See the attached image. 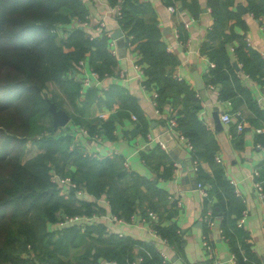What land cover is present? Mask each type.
I'll return each instance as SVG.
<instances>
[{"label": "crops", "instance_id": "0c3cea01", "mask_svg": "<svg viewBox=\"0 0 264 264\" xmlns=\"http://www.w3.org/2000/svg\"><path fill=\"white\" fill-rule=\"evenodd\" d=\"M82 1L91 22L96 24L103 20L104 29L111 34L118 28L125 33L111 14L112 6L106 0ZM143 1L152 7L166 50L177 58L171 77L178 86L160 91L162 82L146 85V75L134 65L140 57L138 51L121 37L115 40L116 54L109 50L116 58L117 74L98 72L99 77H93L91 85L84 86L81 67L73 71V78L80 85L79 91L82 90L75 102L55 81L47 82L46 95H56L55 112L67 117L65 123L57 125L56 131L69 130L82 154H95V160L112 159L114 173L125 174L119 178V186L126 187L136 196L135 211L143 213L155 209L158 214L155 225L161 229L174 228L180 242L173 244L160 234L158 238L152 236L140 219L131 220L117 213L121 210H116L107 189L94 193L84 182L78 183L71 178L77 189L55 182L59 198L77 206L85 202L90 205L91 212L90 215H70L71 219L63 225L60 222L54 225L56 231L75 226L85 233L90 228L88 242L70 250L69 262L82 264L81 254L89 250L92 264H143L138 258L145 255L147 248H153L165 253L167 264H213L203 249L202 238L205 236L214 247L215 259L221 264H232L229 242L219 233L227 209L219 208L216 191L210 183L217 167L223 169L234 193L236 190L244 199L243 202L235 193L241 200L240 207L248 212L243 229L247 232L250 250L262 260L264 209L253 189L251 171L254 168L264 171V0ZM78 20L72 19L65 27H60L62 39L77 27ZM186 22L188 26H185ZM242 42L244 46L240 48ZM214 50L218 53L214 54ZM208 52L216 58L224 56L223 67L217 69L219 74L213 72L216 65ZM89 55L90 52L83 58V66L91 75L94 64L89 61ZM244 60L250 62L244 65ZM193 70L200 74L204 84L202 89L195 87ZM218 76L222 79H217ZM223 90L227 91L228 98L222 97ZM155 92H159L157 106L153 104ZM128 98L133 101H125ZM184 110L192 111L205 131L195 143L185 136L191 141L192 150L174 131L165 135L169 117H174L177 122ZM102 112L104 118L99 117ZM223 112L234 116L228 123L221 122L222 127L217 129L214 115L219 118ZM240 119L244 128L239 133L236 124ZM82 128L87 129V133ZM257 128H261V132H256ZM175 129L179 130L177 126ZM160 133L165 135L163 146L158 137ZM257 143L262 148L257 147ZM35 146L36 152L27 157L24 154L23 160L41 151L37 144ZM176 157L185 162L186 169ZM194 160L198 171L193 176L188 168ZM68 168L75 170L76 166L70 164ZM198 172L207 197L196 187ZM57 175L54 173L51 179ZM208 211L213 213L211 227L204 221ZM233 211L231 208L230 218L235 215ZM66 215L62 214V219ZM113 215L122 217L114 220ZM115 239L129 242L126 254H112L111 250L115 249L112 240Z\"/></svg>", "mask_w": 264, "mask_h": 264}, {"label": "trees", "instance_id": "16d2710c", "mask_svg": "<svg viewBox=\"0 0 264 264\" xmlns=\"http://www.w3.org/2000/svg\"><path fill=\"white\" fill-rule=\"evenodd\" d=\"M106 1L111 6L121 5L118 23L125 34L132 36L130 44L139 53L138 63L146 75V85L162 82L160 91L178 86L171 77L177 58L166 50L151 5L143 0ZM86 13L82 0H0V264H34L36 261L70 264V250L88 242L90 228L81 233L75 226L60 231L54 227L62 220V214L90 215L91 212L90 205L85 202L77 206L59 198V188L51 179L54 173L84 182L94 193L107 189L116 210H121L117 213L123 217H131L137 209L136 196L119 186V178L125 174L114 173L112 159L95 160L84 156L69 130L57 132L54 128L50 105L57 103L56 95H46L47 82H57L75 102L81 91L73 71L88 52L95 71L107 75L118 73L105 32L89 39L84 28L77 26L65 39L60 36V27L75 18L83 20ZM242 46L243 42L239 47ZM220 49L225 53L224 47ZM213 53L218 52L214 50ZM208 54L216 65L213 72L218 73L217 69L223 67L224 56L216 58ZM249 62L244 60L243 64ZM183 89L186 91L185 86ZM222 97L228 98L227 91H222ZM176 124L192 142L205 134L192 111L184 110ZM43 131L46 133L42 134ZM29 138L41 151L23 160ZM70 164L76 169L68 168ZM197 179L202 181L199 172ZM210 183L216 191L219 208L227 209L221 230L237 264H264V258L255 257L250 250L247 232L237 226L243 208L221 167L215 169ZM231 208L235 215L230 218ZM155 228L171 243L179 244L174 228L161 229L158 225ZM126 241L112 240L115 242V249L111 250L114 256L126 254L129 249ZM81 257L82 264H92L89 250ZM142 259L143 264H161L159 252L153 248H147Z\"/></svg>", "mask_w": 264, "mask_h": 264}, {"label": "built area", "instance_id": "2783aa9c", "mask_svg": "<svg viewBox=\"0 0 264 264\" xmlns=\"http://www.w3.org/2000/svg\"><path fill=\"white\" fill-rule=\"evenodd\" d=\"M111 14L116 18V20L118 21L120 18H121V5L120 4H116L114 6H112L111 8ZM76 23V22H75ZM189 23L186 22L185 23V26H188ZM76 26H81L82 28H84L85 32H86V35L89 39H93L98 33H104L106 34V36L108 37V49L111 51L112 54H116L117 52V48H116V44H115V40L116 39H113L111 37V33L108 31V30H105L104 27H105V23L103 20L99 21L98 23L94 24L93 22H91V19H90V15L89 14H85V17L83 20H78L77 23H76ZM126 42L128 44H130V39L132 36H129L128 34H125L123 33V36H122ZM247 44L249 45V42H247ZM84 59H80L77 63V71L79 70V68L83 67V73H84V77H82V83L84 86H89L91 85V79L93 77H99V73L97 71H95L94 69H91L92 72H91V75H88L87 72L84 70ZM135 67L138 69V71L140 73H143V69H142V66L139 64V63H135L134 64ZM213 65V64H212ZM76 71V70H75ZM178 79H181L178 77ZM82 92V90H81ZM158 95V92H155L153 94V104L154 106H157V102H156V97ZM234 116L233 113H229V112H223L220 114V117L219 119L221 120L222 123H228L232 120V117ZM99 117L100 118H104L105 117V114L102 112L99 114ZM133 118L135 119L136 117L133 115ZM176 120L174 117H169L168 119V126L165 127V132H171V131H174L176 133V136H178V138L180 139H183L184 140V143L186 144V146L189 148V149H193V145L191 143V141L185 137V135L180 131V130H177L175 129L176 127ZM244 128V125H243V121L242 119H240L237 124H236V129H237V132H242ZM84 133H87V129H84L82 128L81 129ZM261 128H257L256 129V132H261ZM97 135V134H95ZM149 138H151V134H148ZM162 146H163V142H161ZM257 147H261L262 145L257 143L256 144ZM262 148V147H261ZM264 150V148H263ZM116 152V151H115ZM84 156H90V157H95V154H92V153H84L83 154ZM216 160L217 161H220V159L218 157H216ZM124 165L127 166V162L124 161ZM198 171V166H197V162L196 160L193 161V172L196 173ZM251 177H252V185H253V189L256 191L257 193V197L259 199V201L261 202L262 206H263V209H264V171L263 173L261 172V170L259 168H254L252 171H251ZM54 182H56L58 184L59 183H66L68 184V187L69 188H74V189H77V184L75 182H73L71 180L70 177H64V176H54L53 177V180ZM196 187L198 188L199 192L204 196V197H207L208 196V192L207 190L205 189L204 185L197 181L196 182ZM235 193L236 195L240 196L239 193L235 190ZM241 197V196H240ZM242 201L244 202V199L241 197ZM248 216V212L246 209H243L242 212H241V215L238 217L237 219V226L238 227H243L244 225V221H245V218ZM71 219V216H68L66 215L61 221H59L58 223L60 225H63L65 222H67V220H70ZM112 219L114 220H119L120 217H117L116 215H113L112 216ZM131 220H135V219H140L141 222L146 226V229L148 230V232L154 236V237H161L159 235V232L157 231V229L155 228V222H157L158 220V214L156 212V210L154 209H148V210H145L143 213L141 211H135L131 217H130ZM204 221L206 222L207 226L208 227H211L213 226V213L212 211H208L205 215H204ZM219 233L222 234V230L220 229L219 230ZM163 240L165 241L166 239L163 238ZM203 242V249L206 253V255H208V257L210 259H212L213 261V264H221L222 262L218 259H215L214 257V247L212 245V243L209 241V239H207L205 236L202 238ZM159 252V255L161 257V264H167L166 261H167V258H166V255L163 251H158ZM232 259V264H237V261L235 259V255L233 253L230 254V257L229 259ZM142 257L140 256L138 258V262L141 263L142 262ZM34 264H43V262H40V261H36Z\"/></svg>", "mask_w": 264, "mask_h": 264}, {"label": "water", "instance_id": "95a60500", "mask_svg": "<svg viewBox=\"0 0 264 264\" xmlns=\"http://www.w3.org/2000/svg\"><path fill=\"white\" fill-rule=\"evenodd\" d=\"M166 30V29H165ZM123 36V31L118 28L116 29L112 34H111V37L113 39H119ZM193 78H194V83H195V87L197 89H202L204 87V84L202 82V79L200 77V74L198 73V71H195L193 70ZM51 107V110H52V113L53 111H55V104L54 103H51L50 105ZM215 121H216V128L217 129H220L222 127V123L221 121L219 120L218 118V115L215 114ZM53 117H54V122H55V126L59 125V124H63L67 121V117L64 115V114H59V112H55V114H53ZM163 125H165L164 122H162ZM161 135H159L158 137L160 138V140H162V142L166 143V140H165V135L166 134H170L169 132H165V135L163 133H160ZM174 141L176 142V140L174 139ZM176 160L181 164V166L183 167V169H186V166H185V162L182 161L181 159H179L178 157H176ZM188 170H191V174L194 176L195 173L193 172V164H191L188 168ZM195 181V180H194ZM195 184H196V181H195Z\"/></svg>", "mask_w": 264, "mask_h": 264}, {"label": "rangeland", "instance_id": "374dc122", "mask_svg": "<svg viewBox=\"0 0 264 264\" xmlns=\"http://www.w3.org/2000/svg\"><path fill=\"white\" fill-rule=\"evenodd\" d=\"M89 14V13H88ZM52 89H54L55 91H56V87H54L53 86V88ZM52 92H54V91H52ZM56 93H58V92H56ZM59 95V94H58ZM55 104V103H54ZM53 114H55V111H53ZM55 123V122H54ZM56 127L57 126H55L54 125V128L56 129ZM58 132V131H57ZM44 133H46V131H43L42 132V134H44ZM37 136V135H36ZM35 141L32 139V138H29L28 140H27V144H26V149H25V151H26V153H25V156L24 157H27V156H30V155H32V154H34L35 152H36V150H37V148H36V146H35ZM28 149V150H27ZM23 157V158H24Z\"/></svg>", "mask_w": 264, "mask_h": 264}]
</instances>
